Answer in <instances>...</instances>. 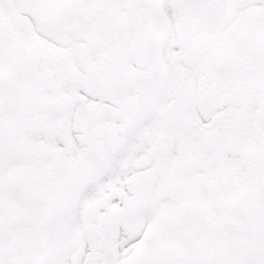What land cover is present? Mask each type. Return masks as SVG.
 Masks as SVG:
<instances>
[{
  "label": "snow or ice",
  "instance_id": "snow-or-ice-1",
  "mask_svg": "<svg viewBox=\"0 0 264 264\" xmlns=\"http://www.w3.org/2000/svg\"><path fill=\"white\" fill-rule=\"evenodd\" d=\"M0 264H264V0H0Z\"/></svg>",
  "mask_w": 264,
  "mask_h": 264
}]
</instances>
